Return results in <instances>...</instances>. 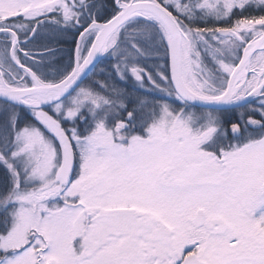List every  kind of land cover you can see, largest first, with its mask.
Listing matches in <instances>:
<instances>
[{
    "label": "snow or ice",
    "instance_id": "snow-or-ice-1",
    "mask_svg": "<svg viewBox=\"0 0 264 264\" xmlns=\"http://www.w3.org/2000/svg\"><path fill=\"white\" fill-rule=\"evenodd\" d=\"M0 264H264V0H0Z\"/></svg>",
    "mask_w": 264,
    "mask_h": 264
}]
</instances>
